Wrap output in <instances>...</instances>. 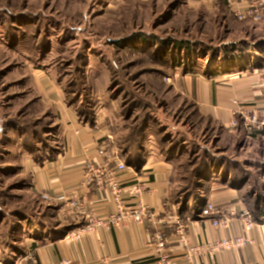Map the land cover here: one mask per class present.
I'll return each instance as SVG.
<instances>
[{"label": "rangeland", "instance_id": "rangeland-1", "mask_svg": "<svg viewBox=\"0 0 264 264\" xmlns=\"http://www.w3.org/2000/svg\"><path fill=\"white\" fill-rule=\"evenodd\" d=\"M234 27L191 0H0V254L7 264L18 263L45 232L66 229L57 208L34 195L27 168L62 150L41 78L60 87L82 121L112 111L120 147L150 118L138 144L126 146L172 161L181 193L206 189L194 177L204 163L253 160L242 158L236 137L202 116L178 83L196 62L203 72L248 62L255 42Z\"/></svg>", "mask_w": 264, "mask_h": 264}, {"label": "crops", "instance_id": "crops-1", "mask_svg": "<svg viewBox=\"0 0 264 264\" xmlns=\"http://www.w3.org/2000/svg\"><path fill=\"white\" fill-rule=\"evenodd\" d=\"M213 12L224 22L236 27L239 35L253 39L252 51L245 60H236L234 64L219 67H204L205 72L188 74L179 79L180 88L191 98L202 116L212 124L224 129L236 137L240 144L239 154L243 157L234 161L243 165L246 170L264 171V126L248 128L245 119L255 116L258 122L264 120V20L260 23L238 21L234 9L240 5H229L226 0L204 3L191 0ZM214 65V64H213ZM218 68V69H217ZM42 79V78H41ZM40 79V80H41ZM46 77L38 82V88L45 106H49L58 116V136L62 150L50 161L40 167L34 164L27 166L32 173L34 195L44 192L50 195H75L85 208V213L97 218H105L115 212L108 189H99L95 185H86L84 176L86 167L94 165L102 170L106 155L98 152L104 149L115 157L116 162H125L127 170L119 176L126 187L127 203L133 201L128 193L137 182H144L147 190L143 194L145 204L153 217L142 224L129 223L123 228L104 229L98 227L90 232L80 233L73 238L71 232L78 231L88 224L85 215H75L68 202L58 203L57 216L61 227L60 233L45 232L46 236L36 238L31 250L38 264H60L70 260L71 264H100L108 258L111 264H155L158 252L150 246V237L161 232L166 238V252L173 259V264H191L185 258V245L180 230L183 229L188 242L196 245L247 235L251 243L230 251H223L210 259L207 255L195 258L193 264H264V214L256 220L244 203L246 186L236 189L233 186H211L205 197L207 204L212 203L216 213L212 216L193 220L184 218L179 207L172 199L176 186V169L173 162L162 159L156 152L146 151L142 166H130V154H124L123 147L117 143L118 120L108 109H102L95 121H82L64 100L60 87ZM181 90V89H180ZM234 102L244 103L245 113L241 116ZM237 112V115H234ZM238 126L233 128V120ZM122 148V149H121ZM211 169H213L211 167ZM220 171V170H218ZM228 182L230 175L227 176ZM49 205V204H48ZM54 207V206H52ZM247 211L253 221L252 229L246 228L241 217ZM229 218V227L213 225L214 220ZM9 259L0 254V263Z\"/></svg>", "mask_w": 264, "mask_h": 264}, {"label": "built area", "instance_id": "built-area-1", "mask_svg": "<svg viewBox=\"0 0 264 264\" xmlns=\"http://www.w3.org/2000/svg\"><path fill=\"white\" fill-rule=\"evenodd\" d=\"M204 3H211L216 0H197ZM229 5L238 4L239 8L234 9L233 13L235 18L240 21H251L252 23H260L264 20V0H226ZM234 104L239 108L238 113L243 116L245 113L246 106L244 103L234 102ZM237 115V112L234 114ZM238 126V120L234 119L232 122V127ZM245 126L248 128H258L259 126H264V120L258 122L255 116L248 117L245 119ZM101 156L106 157L104 162V168L102 170L95 168L94 165H88L86 167L84 183L88 186L95 185L99 189H108L110 193V198L112 203L116 206V210L110 213L105 218H97L92 214L85 213V208L83 202L77 198L75 195H50L47 192L41 194L44 202L50 206H56L61 202H68L70 204V210L75 215H85L88 219V224L79 229L78 231L71 232L73 238H78L82 232H90L98 227L104 229L112 228H123L129 223L142 224L146 219H151L153 217L149 210V207L145 204L143 199V194L147 190L146 184L144 182H137L134 188L128 193L133 201L132 204L127 203L126 200V187L119 180V176L127 170V165L125 162H116L114 155L108 154L104 149H100L98 152ZM216 208L214 204L208 203L206 208L203 210L202 216L209 217L215 214ZM246 223L247 229H252L254 226V221L251 215L244 211L241 215ZM229 218L223 220H214L212 223L215 226L229 227ZM181 235L182 242L185 245V258L186 260L193 264L195 258L202 255H207L210 259H215L216 255L223 251H230L236 248L244 247L251 243L247 235H241L238 237L220 239L213 242H203L196 245H191L185 233L182 230L179 231ZM166 238L161 232H156L150 237V246L156 248L158 252V257L155 264H173V259L166 252ZM0 264H7L1 262ZM16 264H38L33 251L29 250L22 259ZM60 264H71L70 260H64ZM100 264H111L108 258H103L100 260Z\"/></svg>", "mask_w": 264, "mask_h": 264}, {"label": "trees", "instance_id": "trees-1", "mask_svg": "<svg viewBox=\"0 0 264 264\" xmlns=\"http://www.w3.org/2000/svg\"><path fill=\"white\" fill-rule=\"evenodd\" d=\"M243 45L245 47L246 44ZM171 65V67L167 69V72L173 74L177 68L175 64ZM184 70V75L196 74L199 72H203V66L196 62L195 64H192L190 66L189 70ZM151 124L152 121L150 118L145 121L143 124V131L139 133V136L135 140L130 138L126 139L124 142L120 141V144L125 149V152L126 150L129 152L130 159L128 161L130 166L134 168L142 166V164L145 162V156L142 153L134 154L133 151L128 149L129 147L126 146V144L137 145L139 139L143 137L145 129H149V126ZM211 165L218 166L221 173H223V177H218V171H212ZM177 172L174 179L176 182V186L174 188L172 199L178 205V211L184 218H191L193 220H196L202 216L203 210L207 206V198L205 197V195L210 187L213 186V184H228V186H233L236 189H242L245 186L247 188L248 184L247 191L244 195V203L246 207L250 210L256 220H259L264 214V171L262 172L258 170L254 172L252 170H246L242 164L230 159H224L222 161H209L207 163H204L202 166L197 167L194 172V177L197 179V182H199V184L203 182L206 189L202 191L198 188L195 193L192 194L187 190L182 191V193L179 192V186L182 183V179ZM229 175L231 182H228L227 179V176ZM190 204L195 205L194 210L192 211L190 210Z\"/></svg>", "mask_w": 264, "mask_h": 264}]
</instances>
